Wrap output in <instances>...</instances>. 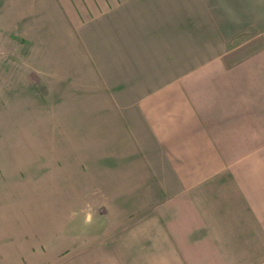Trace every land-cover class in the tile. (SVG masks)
I'll list each match as a JSON object with an SVG mask.
<instances>
[{
  "label": "crops",
  "instance_id": "1",
  "mask_svg": "<svg viewBox=\"0 0 264 264\" xmlns=\"http://www.w3.org/2000/svg\"><path fill=\"white\" fill-rule=\"evenodd\" d=\"M0 2L13 62L59 114L58 136L39 138L59 178L44 197L59 193L69 219L90 210L93 227L50 255L0 214V264H264V0ZM194 18L205 33L251 35L141 86L148 70L162 79L174 49L178 63Z\"/></svg>",
  "mask_w": 264,
  "mask_h": 264
},
{
  "label": "rangeland",
  "instance_id": "2",
  "mask_svg": "<svg viewBox=\"0 0 264 264\" xmlns=\"http://www.w3.org/2000/svg\"><path fill=\"white\" fill-rule=\"evenodd\" d=\"M9 3L3 7L0 14V214L17 216L20 235L26 232L30 239L35 240L37 250L43 249L50 255H56L64 248L60 239L66 236L67 245L71 246L79 242L80 237H85L93 231L92 225L86 222L90 210L77 209L72 219L67 218L69 211L66 214V210L59 207V193L53 191L45 194L46 200L52 206L42 207L45 201L43 188L48 185V180L50 184L57 185L59 178L57 171H50L54 169V164L57 165V161L43 159L49 156L50 146L46 147L39 138L47 133L49 136H58L60 119L59 114L42 111L43 108H49L47 105L43 106L44 103H49L45 97L47 89L43 85L44 82L29 80V76L20 71L21 64L13 62L16 60L11 54L13 52L11 44L14 40L10 20L2 21V17L8 16L11 19ZM2 4L3 2H0V9ZM135 4L137 8L139 1ZM153 5L154 2L151 1L150 6ZM186 19L190 24L191 18ZM186 19L180 20L179 30L186 28L182 23H186ZM194 22V33L179 31L178 63H175L174 49L173 64L167 65L171 69H166L167 66L164 64L162 79L149 77L155 70H148V79L143 82L145 85L142 83L141 86L147 90L157 87L166 81V73L173 72V76L181 75L199 63L222 54L233 44L251 35L247 30L235 34L221 33L213 24L209 28L210 31L205 33L202 32L205 27L201 21L194 18ZM100 36L102 34H98V37ZM147 51L151 53L153 50ZM165 53L166 50L163 54ZM157 72H160L159 66ZM118 84L117 87H122ZM133 86L134 82H130V87ZM43 121L49 123L48 128L42 124ZM49 172H52V175L48 174ZM67 219L72 220V225L66 226L62 223ZM53 258L55 259L51 257Z\"/></svg>",
  "mask_w": 264,
  "mask_h": 264
}]
</instances>
